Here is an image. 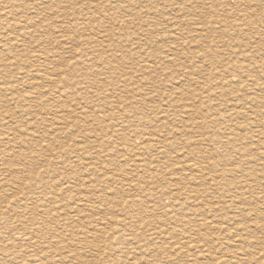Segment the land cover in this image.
I'll return each mask as SVG.
<instances>
[{
    "label": "rangeland",
    "instance_id": "obj_1",
    "mask_svg": "<svg viewBox=\"0 0 264 264\" xmlns=\"http://www.w3.org/2000/svg\"><path fill=\"white\" fill-rule=\"evenodd\" d=\"M0 17L7 264H264V0H0Z\"/></svg>",
    "mask_w": 264,
    "mask_h": 264
},
{
    "label": "bare ground",
    "instance_id": "obj_2",
    "mask_svg": "<svg viewBox=\"0 0 264 264\" xmlns=\"http://www.w3.org/2000/svg\"><path fill=\"white\" fill-rule=\"evenodd\" d=\"M97 1H99V0H97ZM110 1H112V0H110ZM115 1H116V0H115ZM121 2H122V1H121ZM121 2H120V3H121ZM123 2H124V1H123ZM246 2H247V1H246ZM248 2H249V1H248ZM55 3H56V2H55ZM59 3H60V2H59ZM91 3H92V2H91ZM110 3H111V2H110ZM114 3H115V2H114ZM118 3H119V2H118ZM111 4H112V3H111ZM249 4H250V2H249ZM92 5H93V4H92ZM129 5H130V4H129ZM98 6H100V4H99ZM98 6H97V7H98ZM126 6H127V5H126ZM245 6H246V5H245ZM247 6H248V4H247ZM101 7H102V6H101ZM105 7H106V6H105ZM128 7H129V6H128ZM248 7H251V5L248 6ZM254 7H255V6H254ZM255 8H256V7H255ZM102 9H103V8H102ZM246 9H247V7H246ZM247 10H248V9H247ZM250 10H252V9L250 8ZM83 11H84V10H83ZM81 12H82V11H81ZM86 12H87V11H86ZM17 14H18V13H17ZM79 14H80V13H79ZM79 14H78V15H79ZM88 14H89V13H88ZM114 14H115V13H114ZM107 15H108V14H107ZM110 15H111V14H110ZM90 16H91V15H90ZM0 18H1V17H0ZM6 18H8V17H6ZM88 18H89V16H88ZM88 18H87V19H88ZM95 18H96V17H95ZM101 18H102V17H101ZM91 20H92V17H91ZM4 21H5V20H4ZM6 21H7V20H6ZM94 21H95V20H94ZM121 21H122V20H121ZM88 22H89V21H88ZM90 23H91V22H90ZM97 24H99V22H97ZM7 25H8V24H7ZM14 25H15V24H14ZM86 25H87V24H86ZM15 26H16V25H15ZM30 26H31V25H30ZM34 26H35V25H34ZM88 26H89V25H88ZM246 26H247V24H246ZM12 27H13V26H12ZM35 27H37V26H35ZM235 27H236V26H235ZM27 29H28V27H27ZM120 34H121V33H120ZM103 35H104V34H103ZM109 35H110V34H109ZM107 36H108V35H107ZM112 36H114V35H112ZM21 37H22V36H21ZM56 37H57V36H56ZM117 37H118V36H117ZM120 37H122V36H120ZM119 39H121V38H119ZM119 39H118V40H119ZM90 48H91V47H90ZM44 51H45V50H44ZM1 54H2V53H1ZM242 67H243V66H242ZM245 68L247 69V68H249V67H245ZM245 68H242L241 71H242V72H249V71H247ZM251 69H252V68H251ZM251 69L249 68L248 70H251ZM251 72H252V71H251ZM260 72H261V71H260ZM230 73H231V72H230ZM227 74H228V73H227ZM240 77H241V76H240ZM247 77H248V76H247ZM249 77H250V76H249ZM227 78H228V77H227ZM244 78H245V77H244ZM229 79H230V78H229ZM229 79H226L227 81H225L228 85L232 84V83H231V80H229ZM239 80H240V79H239ZM223 81H224V80H223ZM241 81H242V80H241ZM248 82H249V81H248ZM250 82H251V81H250ZM252 82H253V81H252ZM252 82H251V83H252ZM245 83H246V82H245ZM221 84H222V83H221ZM241 84H243V83L241 82ZM248 84H249V83H248ZM254 84H255V83H254ZM254 84H253V85H254ZM255 85H256V84H255ZM257 85H258V84H257ZM231 86H234V85H231ZM238 86H239V85H238ZM238 86H237V87H238ZM226 87H227V86H226ZM229 87H230V86H229ZM235 87H236V86H235ZM237 87H236V88H237ZM240 87H241V86H240ZM240 87H239V88H240ZM251 87H253V86H251ZM261 87H262V86H261ZM261 87H259V88H261ZM232 88H233V87H232ZM263 88H264V87H263ZM257 89H258V88L256 87L255 91H256ZM262 90H264V89H262ZM246 91H247V90H246ZM258 91H259V90H258ZM247 92H248V91H247ZM256 92H257V91H256ZM263 92H264V91H263ZM251 93H252V92H251ZM251 93H250V94H251ZM253 93H254V91H253ZM260 93H261V92H260ZM257 94H258V93H257ZM261 94H262V93H261ZM263 94H264V93H263ZM243 95H244V93H243ZM245 95H246V96H245V97H246V100L244 99V100H245V103H244V104H246V106H247L248 104H253V103L256 102V101H259V100H257L256 98H253L254 94H252L253 96L248 97V98H247V94H245ZM248 95H249V92H248ZM259 95H260V94H259ZM259 95H257V96H259ZM219 96H220V95H219ZM236 96H237V95H236ZM240 96H241V95H240ZM217 97H218V96H217ZM241 97H243V96H241ZM245 97H244V98H245ZM254 97H255V96H254ZM237 98L240 99V100H242V99L239 98V97H237ZM233 99H234V98H233ZM235 99H236V98H235ZM260 100H261V99H260ZM262 101H263V100H262ZM262 101H260V102H262ZM211 102H212V101H211ZM230 102H231V101H230ZM239 102H240V101H238V103H239ZM238 103H237V104H238ZM263 103H264V101H263ZM231 104H234V103H230V105H231ZM256 104H257V103H256ZM260 104H261V103H260ZM260 104H259V105H260ZM242 105H243V104H242ZM254 105H255V103L253 104V106H254ZM257 105H258V104H257ZM262 105H263V104H262ZM225 106H227V105H225ZM253 106H251V107H253ZM258 107H260V106H258ZM261 107H262V106H261ZM249 108H250V107H249ZM254 108H256V107H254ZM230 109H231V107H230ZM232 109H233V108H232ZM251 109H252V108H251ZM246 110H247V109H246ZM228 111H229V110H228ZM232 111H233V110H232ZM234 111H235V110H234ZM241 111H244V110H241ZM249 111H250V113H252L251 110H249ZM238 112H239V110H238ZM238 112H237V113H238ZM229 113H230V112H229ZM226 114H228V112H227ZM253 114H255V113H253ZM16 115H17V114H16ZM21 115H22V114H21ZM21 115H20V116H21ZM229 115H230V114H229ZM229 115H228V116H229ZM245 115L247 116V114H245ZM250 115H251V114H250ZM256 115H257V113H256ZM256 115H254V116H256ZM230 116H231V115H230ZM230 116H229V117H230ZM246 116H245V117H246ZM257 117H260V116H257ZM257 117H256V118H257ZM261 117H264V116H261ZM247 118H248V117H247ZM226 119H227V117H226ZM226 119H225V120H226ZM236 119H238V118H236ZM236 119H235V120H236ZM251 119H252V118H251ZM253 119H254V118H253ZM253 119H252V120H253ZM248 120H250V119H248ZM256 120L258 121L259 118L256 119ZM227 121H230V120H227ZM257 121H256V122H257ZM6 125H7V124H6ZM1 128H2V127H1ZM249 129H250V128H249ZM8 130H9V129H8ZM263 130H264V129H263ZM3 136H4V135H3ZM258 137H259V136H258ZM7 138H8V137H7ZM10 138H11V137H10ZM11 140H12V139H11ZM3 141H4V140H3ZM7 141H8V140H7ZM11 142H12V141H11ZM14 145H15V144H14ZM150 146H151V145H150ZM147 147H148V145H147ZM243 150H245V149H243ZM243 150H242V151H243ZM245 151H248V150H245ZM3 152H4V151H3ZM245 153H246V152H245ZM240 156H241V155H240ZM242 156H245V155H242ZM250 156H251V155H250ZM15 157H17V156H15ZM20 158H21V157H19V159H20ZM25 158H26V157H25ZM21 159H22V158H21ZM27 159H28V158H27ZM12 164H13V163H12ZM24 164H25V163H24ZM26 164H27V163H26ZM31 165H32V164H31ZM26 166H27V165H26ZM5 167H6V166H5ZM24 167H25V166H24ZM21 168H22V166H21ZM21 168H19V169H21ZM28 168H29V167H25V170L28 169ZM199 168H200V167H199ZM17 169H18V168H17L16 166H13V165H9V166H8V164H7V167H6V170H5L6 172L12 174V178L14 179V183H15V182H17V183H19V182L22 183L23 181L25 182V180H28V179H29V178L27 179V178L24 177V179L21 178V180H20V178L18 177V174H17V173H18V170H17ZM244 169H245V168H244ZM249 169H250V167H249ZM28 170H30V169H28ZM245 170H246V169H245ZM251 170H253V168H252ZM247 171H248V170H246V172L244 171V173H247ZM28 172H30V171H28ZM242 172H243V171H241L240 173H242ZM249 172H250V171H249ZM249 172H248V173H249ZM13 174H14V175H13ZM8 175H9V174H8ZM8 175H6V176H8ZM16 175H17V176H16ZM32 176H33V175H32ZM199 176H200V175H199ZM241 176H243V175L241 174ZM251 177H252V176H251ZM253 177H255V176H253ZM253 177H252V178H253ZM4 178H5V176H4ZM242 178H243V177H242ZM246 178H247V176H246ZM5 179H7V178H5ZM8 179H10V176H9ZM32 179H33V178L30 177V180H32ZM5 181H6V180H5ZM10 181H11V180H10ZM10 181H9V182H10ZM21 181H22V182H21ZM24 182H23V183H24ZM31 182H32V181H31ZM12 183H13V182H12ZM33 183H35V182H33ZM30 184H31V183H30ZM10 185H11V184H10ZM12 185H13V184H12ZM18 185H19V184H18ZM18 185H17V187H18ZM63 185H64V184H63ZM22 186H23V185H22ZM22 186H21V187H22ZM60 186H61V185H60ZM11 187H14V186H11ZM19 187H20V185H19ZM25 187H26V186H25ZM27 189H28V188H27ZM16 190H17V189H16ZM23 190H24V189H23ZM23 190H21V191H23ZM19 191H20V190H19ZM21 191H20V192H21ZM28 191H29V190H28ZM28 191H27V192H28ZM61 191H62V190H61ZM191 191H192V190H191ZM24 192H25V190H24ZM29 192H30V191H29ZM189 192H190V190H189ZM54 197H55V196H54ZM25 199H26V198H25ZM43 199H44V198H43ZM56 199H57V198H56ZM33 200H34V199H33ZM44 200H45V199H44ZM20 201H21V200H20ZM25 201H26V203L28 202L27 200H25ZM25 201H24V202H25ZM34 201H35V200H34ZM32 202H33V201H32ZM42 202H43V201H42ZM49 202H50V200H49ZM166 202H167V201H166ZM15 203H16V202H15ZM34 204H35V203H34ZM44 204H45V203H44ZM44 204H43V205H44ZM50 204H51V202H50ZM50 204H49V205H50ZM172 204H173V203H172ZM11 205H12V204H11ZM17 205H18V204H17ZM20 205H21V203H20ZM27 205H28V204H27ZM37 205H38V204H37ZM39 205H40V204H39ZM45 205H47V204H45ZM12 206H13V205H12ZM25 206H26V205H25ZM18 207H19V206H18ZM27 207H28V206H27ZM40 207L42 208V204H41ZM38 208H39V207H38ZM23 209H24V208H23ZM47 209H49V208H47ZM53 209H54V208H53ZM18 210L20 211V209H18ZM21 210H22V209H21ZM27 210H28V209H27ZM34 210H35V209H34ZM34 210H33V211H34ZM49 210H50V209H49ZM49 210H47V211H49ZM167 210H168V209H167ZM12 211H13V209H12ZM12 211H11V212H12ZM29 211H30V210H29ZM55 211H56V210H55ZM6 212H7V211H6ZM23 212H24V211H23ZM26 212H27V211H26ZM26 212H25V213H26ZM43 212H44V211H43ZM52 212H53V211H52ZM29 213H30V212H29ZM48 213H50V212H48ZM167 213H168V212H167ZM2 214H3V213H2ZM34 214H35V212H34ZM8 215H9V214H8ZM25 215H26V214H24V216H25ZM29 215H30V214H29ZM53 215H54V214H53ZM30 216H31V215H30ZM42 216H43V215H42ZM54 216H55V215H54ZM58 216H59V215H58ZM17 217H18V216H17ZM39 217H40V216H39ZM44 217H45V216H44ZM59 217H60V216H59ZM170 217H171V216H170ZM20 218H21V217H20ZM36 218H37V217H36ZM22 219H23V218H22ZM39 219H40V218H39ZM45 219H46V217H45ZM53 219H54V217H53ZM58 219L60 220V218H58ZM14 220H15V219H14ZM48 220H49V219H48ZM59 220H58V221H59ZM169 220H172V221L178 222V223L181 224V225L184 224V221H183L182 219H179V218H170ZM20 221H21V220H20ZM44 221H45V220H44ZM55 221H56V220H55ZM62 221H63V220H62ZM62 221H60V222H62ZM65 221H66V220H65ZM22 222H23V221H22ZM51 222H52V221H51ZM48 223H50V222L48 221ZM63 223H64V222H63ZM14 224H15V222H14ZM21 224H22V223H21ZM34 224H35V223H34ZM52 224H53V223H52ZM52 224H51V225H52ZM54 224H55V223H54ZM58 224H59V223H58ZM60 224H61V223H60ZM16 225H17V224H16ZM16 225H14V226H16ZM18 225H19V224H18ZM22 225H23V224H22ZM43 225H45V224L43 223ZM43 225H40V226L44 227ZM1 226H2V225H1ZM6 226H7V225H6ZM49 226H50V225H49ZM60 226H61V225H60ZM60 226H59V228H60ZM4 227H5V226H4ZM16 227H17V226H16ZM22 227H23V226H22ZM26 227H28V226H26ZM50 227H51V226H50ZM62 227H63V226H62ZM62 227H61V228H62ZM17 228H18V227H17ZM44 228H45V227H44ZM66 228H67V227H66ZM14 229H15V228H14ZM31 229H32V228H31ZM35 229H36V228H35ZM39 229H40V228H39ZM217 229H218V228H217ZM1 230H2V229H1ZM15 230H16V229H15ZM40 230H41V229H40ZM43 230H44V229H43ZM43 230H42V231H43ZM47 230H48V228H47ZM49 230H50V229H49ZM58 230H59V229H58ZM60 230H62V229H60ZM63 230H64V229H63ZM63 230H62V231H63ZM65 230H66V229H65ZM10 231H11V230H10ZM37 231H39V230L37 229ZM6 232H7V231H6ZM11 232H12V231H11ZM19 232H20V231H19ZM30 232H31V231H30ZM32 232H33V231H32ZM32 232H31V233H32ZM34 232H35V231H34ZM45 232H47L46 229H45ZM31 233H29L27 230H25V231L22 233V236H23V238H26V240H27V239H31V236H34L33 233H32V234H31ZM42 233H43V232H42ZM56 233H58L57 230H56ZM86 233H87V232H86ZM86 233H83V234H86ZM118 233H120V232H118ZM123 233H124V231H123ZM123 233H122V234H123ZM162 233H163V232H157V233H155V236H152V237H150V238H151L152 240L159 239V237H160V238H163V239H164V238H167V237L165 236V234L163 235ZM174 233H175V230H174ZM182 233H183V232H182ZM3 234H4V233H3ZM6 234H7V233H6ZM11 234H12V233H11ZM16 234H18V232H16V233L14 234V236H15ZM35 234H36V233H35ZM80 234H81V233H79V235H80ZM114 234H115V233H114ZM177 234H178V233H177ZM45 235H46V234H45ZM54 235H56V234H54ZM87 235H88V234H87ZM115 235H116V234H115ZM124 235H125V234H124ZM7 236H8V235H7ZM20 236H21V235H20ZM90 236H91V238L93 237V235H91V234H90ZM117 236H118V238L120 237L119 234H118ZM18 237H19V236H18ZM39 237H40V236H39ZM54 237H55V236H54ZM81 237H84V236L81 235ZM87 237H88V236H87ZM8 238H10V237H8ZM20 238H21V237H20ZM32 238L34 239V237H32ZM46 238H47V237H46ZM46 238H45V239H46ZM48 238H49V237H48ZM124 238H125V237H124ZM4 239H6V238L4 237ZM35 239H36V238H35ZM41 239H42V238H41ZM41 239H40V240H41ZM151 239H150V240H151ZM2 240H3V239H2ZM38 240H39V238H38ZM46 240H47V239H46ZM46 240H45V244L47 243ZM120 240H121V238L119 239V241H120ZM123 240H125V239H123ZM152 240H151V241H152ZM22 241H23V240H22ZM27 241H30V240H27ZM32 241H33V240H32ZM41 241H42V240H41ZM41 241H39V242H41ZM43 241H44V240H43ZM47 241H48V240H47ZM50 241H51V240H50ZM126 241H127V240H126ZM131 241H132V240H131ZM0 242H4L2 248H0V261L2 260V262L4 263L5 258H8V257H10L11 255H13V257L9 260V262H12V261H13L14 263H17L15 260H16L17 257H18V252H17V255H16V256H15V254H13V253L16 251V246H17V244L15 245V243H13V241H12L11 239H7L6 241H1V239H0ZM15 242H16V241H15ZM34 242H36V241H34ZM55 242H56V241H55ZM22 243H23V242H22ZM24 243H25V242H24ZM36 243H37V242H36ZM123 243H125V241H124ZM127 243H128V242H127ZM134 243H136V242H134ZM134 243H133V244H134ZM53 244H55V243L53 242ZM65 244H66V243H65ZM130 244H131V243H130ZM133 244H132V245H133ZM136 244H137V243H136ZM136 244H135V245H136ZM18 245H19V244H18ZM28 245H29V244H28ZM34 245H35V244H34ZM41 245H42V244H41ZM41 245H40V246H41ZM43 245H44V244H43ZM51 245H52V244H51ZM125 245H126V244H125ZM48 246H50V245L48 244ZM52 246H55V245H52ZM67 246H68V245H67ZM136 246H137V245H136ZM136 246H135V247H136ZM139 246H140V245H139ZM22 247H23V246H22ZM22 247H20V248H22ZM24 247L26 248V245H25ZM140 247H141V246H140ZM17 248H18V247H17ZM27 248H28V246H27ZM61 248H63V247H61ZM115 248H117V247H115ZM132 248L134 249V247H132ZM132 248H131V249H132ZM36 249H37V248H36ZM39 249H41V248H39ZM42 249H43V248H42ZM44 249H45V248H44ZM46 249H47V248H46ZM46 249H45V250H46ZM48 249H50V248H48ZM57 249H58V248H57ZM57 249H56V250H57ZM65 249H66V248H65ZM67 249H68V248H67ZM131 249H130V250H131ZM137 249H142V248H139V247H138ZM23 250H24V249H23ZM25 250H26V249H25ZM30 250H31V249H30ZM124 250H125V249H124ZM58 251H59V249H58ZM58 251H57V252H58ZM66 251H67V250H66ZM66 251H64V252H66ZM68 251H69V249H68ZM68 251H67L66 253H68ZM114 251H115V250H114ZM126 251H129V250H126ZM131 251H132V250H131ZM134 251H135V250H134ZM134 251H132V252H134ZM32 252H33V251H32ZM37 252H38V251H37ZM40 252H41V251H40ZM43 252H44V251H43ZM69 252H70V251H69ZM119 252H120V251H119ZM129 252H130V251H129ZM25 253H27V251H26ZM44 253H45V252H44ZM44 253H41V255H43ZM47 253H48V252H47ZM58 253H59V252H58ZM134 253H135V252H134ZM22 254H23V253H22ZM32 254H33V253H32ZM36 254H37V253H36ZM45 254H46V253H45ZM61 254H62V255H61V258H63L62 256H63L65 253L63 254V253L61 252ZM26 255L28 256V254H26ZM65 255L67 256V254H65ZM44 256H45V255H44ZM44 256H43V258H45ZM66 256H64V258H65ZM31 257H32V256H31ZM47 257H48V256H47ZM57 257H58V256H57ZM1 258H2V259H1ZM28 258H30V257H28ZM49 258H50V257H49ZM70 258H71V257H70ZM70 258H69V259H70ZM73 258H74V257H73ZM34 259H35V258H34ZM46 259H47V258H46ZM46 259H45V260H46ZM53 259H54V258H53ZM55 259H56V258H55ZM65 259L68 260V258H65ZM3 260H4V261H3ZM27 260H28V259H27ZM35 260H36V259H35ZM42 260H43V259H42ZM47 260H48V259H47ZM31 261H32V260H31ZM57 261H58V260H57ZM65 261H66V260H65ZM65 261H63V262H65ZM68 261H69V260H68ZM72 261H73V260H72ZM2 262H1V263H2ZM25 262H26V261H25ZM33 262H35V261L33 260ZM45 262H46V261H45ZM47 262H48V261H47ZM63 262H62V263H63ZM70 262H71V259H70ZM5 263L7 264L6 261H5ZM27 263L29 264V262H27ZM52 263H53V261H52ZM52 263H51V264H52ZM56 263H57V262H56ZM56 263H55V264H56ZM49 264H50V262H49ZM60 264H61V263H60ZM66 264H68V263H66Z\"/></svg>",
    "mask_w": 264,
    "mask_h": 264
}]
</instances>
